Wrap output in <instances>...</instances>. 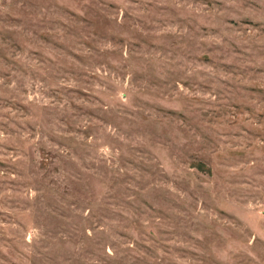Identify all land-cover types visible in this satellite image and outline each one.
Segmentation results:
<instances>
[{
    "label": "rangeland",
    "instance_id": "374dc122",
    "mask_svg": "<svg viewBox=\"0 0 264 264\" xmlns=\"http://www.w3.org/2000/svg\"><path fill=\"white\" fill-rule=\"evenodd\" d=\"M0 264H264V0H0Z\"/></svg>",
    "mask_w": 264,
    "mask_h": 264
}]
</instances>
